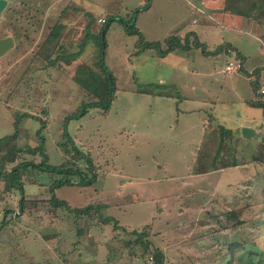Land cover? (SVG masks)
<instances>
[{
	"label": "rangeland",
	"instance_id": "obj_1",
	"mask_svg": "<svg viewBox=\"0 0 264 264\" xmlns=\"http://www.w3.org/2000/svg\"><path fill=\"white\" fill-rule=\"evenodd\" d=\"M7 1L0 38L11 36L14 46L0 56V139L14 133L17 120L20 153L6 169L40 163L41 154L27 150L39 144L47 164L59 165L67 144L82 157L72 163L70 153L66 164L95 178L82 184L77 173L55 187L56 198L68 203L59 208L49 203L58 175L21 169L23 195L4 190L0 180V264H140L148 253L127 242L143 228L167 255L163 264H228L233 250L232 264H264V114L247 104L254 95L248 73L261 68L264 84V23L229 14L223 0ZM132 19L134 29L126 26ZM54 24L64 30L53 54L80 51L57 68L38 55ZM192 30L209 51L233 44L243 69L225 71L236 63L233 50L205 55L189 47L161 57L140 48H165L167 38ZM100 41L113 100L107 110L96 105L78 115L90 95L72 75L78 62L95 64ZM249 118L257 131L245 138ZM218 147L231 150L237 165L196 173L201 149L212 167ZM232 210L238 221L230 220Z\"/></svg>",
	"mask_w": 264,
	"mask_h": 264
},
{
	"label": "trees",
	"instance_id": "obj_2",
	"mask_svg": "<svg viewBox=\"0 0 264 264\" xmlns=\"http://www.w3.org/2000/svg\"><path fill=\"white\" fill-rule=\"evenodd\" d=\"M224 8L228 11L229 14L234 15L235 17H241V18H247L253 21L254 24H262L264 23V0H223ZM147 6L145 9H148ZM224 9V10H225ZM134 18V17H133ZM134 19L130 20V23L128 22V25H126L128 28L133 27L134 29ZM105 23V21H104ZM53 25L49 28L48 34L43 42V44L38 49V55L41 56L42 59L47 61L48 65L59 67V64L66 60V62L74 61L77 59L79 52L76 51L73 53H65L62 51L60 54H53L54 51H57L58 41L61 35V32L64 30V25L60 24ZM108 23L105 24V26L100 30L99 36L101 37L102 30L106 31L108 28ZM61 29V30H60ZM60 30V32H59ZM133 32H136L139 36V32L136 30ZM193 35L194 39L192 42L189 41V36ZM182 35L180 34H174L167 38L165 40V48H162V44L160 42H141L140 48H152L153 50L157 51L158 54L163 57L168 52L174 51V50H185L189 47L198 48L201 50V52L205 55H212V54H218L219 52H222V50H226V52H229L230 50H233L235 52V57L240 62L241 67L239 70L243 69V62L244 57L236 51L234 47H232L230 44L225 43L226 45H220L216 48L214 51H209L206 49L205 44L200 42L197 39V36L195 32H189L186 33V35L182 38ZM142 37L139 36V40H141ZM104 42H99V48L97 51V60L95 61V64H85L84 62H78V66L75 69L74 74L72 75V79L76 81L80 85L81 88H83L85 91H88L89 99L87 102H83L81 106L78 109V115H83L86 113L87 108L91 106L99 105L104 110H107L113 100V77L111 73L103 66V56H104ZM60 61V62H59ZM98 65L99 73L95 71V66ZM260 76H261V68H255L250 74H248V77H250V83L252 84L254 95L253 98L249 101H247L248 104L262 108L264 112V94H260L258 91L263 86L260 82ZM95 97H98L99 99L95 100ZM33 118H36L35 116ZM37 119V118H36ZM15 131L11 135H7L0 139V180L4 182V190L9 191L13 189H19L20 193L23 195L24 189H23V181H21L20 177V171L21 169L26 170L28 166H38L42 170H46L49 173H52V175H58L59 177H56L51 180V184L49 186V203L53 205L55 208L59 207H68V203L64 200H60L56 198L54 194V188L62 186L64 184H71V175L73 174H79L81 175L80 182L82 184H86L89 182H92V179L95 178V175H93L91 178L86 179V176H82L83 171L79 167H73L68 166L66 163H70L69 160L66 159L68 154L71 156V161L74 163L76 160L80 159L82 157V153L75 147L72 146L71 148L67 147V144H62V162L59 165H49L47 164V157L45 153L42 151L41 144H39L36 147H28V151L32 154H36L39 152L42 156V160L40 163L35 165V163L31 161H21L17 165L13 166L11 169L7 170L6 165L10 163H14L16 161V158H18V154L20 153V149L16 145V139L18 138V131H17V120L14 122ZM41 127H44V122H41ZM221 134V137L224 138V130L219 131ZM38 133V132H37ZM231 135V134H230ZM87 165L88 167L93 168V164L91 163L90 159H87ZM19 204L20 210H23L25 199L21 200ZM92 209V206H86L84 208H80L79 214H88ZM78 210V208H76ZM234 210L230 213V220L233 221V219L237 220V217L234 216ZM82 215V214H81ZM109 220V219H107ZM231 221V225H232ZM238 221V220H237ZM5 220L2 221L1 225H3ZM0 225V226H1ZM134 238L132 241H128V245L133 244L135 247L142 250L143 254H147L148 256H152L157 264H163L164 256L162 252L158 248H151L150 241L148 240V231L147 228H143L141 231H131L130 232ZM238 242H235V248L238 246ZM136 248V249H137ZM231 259L228 261V264H232V256ZM142 263V262H141ZM140 263V264H141Z\"/></svg>",
	"mask_w": 264,
	"mask_h": 264
},
{
	"label": "crops",
	"instance_id": "obj_3",
	"mask_svg": "<svg viewBox=\"0 0 264 264\" xmlns=\"http://www.w3.org/2000/svg\"><path fill=\"white\" fill-rule=\"evenodd\" d=\"M98 21V20H97ZM189 31V30H188ZM192 32H195V31H193L192 30ZM196 33V32H195ZM197 34V33H196ZM198 36V35H197ZM226 43V42H225ZM227 44H230L232 47H234V48H236L233 44H231V43H227ZM237 51V50H236ZM239 52V51H238ZM244 63V62H243ZM243 65V64H242ZM254 70V69H253ZM252 70V71H253ZM251 71V72H252ZM232 72V71H231ZM250 72V73H251ZM250 73H248V74H250ZM249 80H250V78H249ZM253 98V95H252V97L250 98V100ZM248 104V103H247ZM250 105V104H249ZM252 106V105H251ZM259 108V107H258ZM261 109V112H262V115L264 114V112H263V110H262V108H260ZM210 126V122H206L205 123V129H207V128H210L209 127ZM251 127V128H253L254 130H255V132L257 131L256 130V126L255 125H253L252 124V121H251V119L249 118L248 119V123H245L244 124V127ZM232 136H233V138L235 137L236 138V134H235V136L232 134ZM232 136H231V138L230 139H228V140H231V142H232ZM243 136V135H242ZM251 137H253V135L251 136ZM251 137H249V138H251ZM264 136L262 135V138H263ZM221 139H223V138H221ZM224 139L223 140H221V142H220V146H221V144H222V142L224 143ZM262 142L264 143V141L262 140ZM209 145H210V149H212V147H213V143H212V140H210V142H209ZM230 149H231V147H229ZM223 150V151H222ZM201 151H203V149H201ZM201 151H200V157H198L197 156V158H198V160H197V158H196V160L197 161H199V164L201 165V170H199V172H196V173H198V174H205V173H209L212 169H215L216 171H226L229 167H231V166H235V165H237V163L236 162H234L233 160H232V158H234V154L232 155V153H230L231 152V150H229L228 152L225 150V149H220L219 147H218V151L217 152H215V155L213 156V161H212V167H209L208 165H209V162H208V160H209V155L208 154H202L201 155ZM262 157H263V160H264V156L262 155ZM253 160V159H252ZM259 161H262V160H259ZM217 163V164H216ZM225 199V198H224ZM203 220V219H202ZM203 223H205V221H203ZM150 247L151 248H156V247H153V246H151L150 245ZM159 249V248H158ZM160 250V249H159ZM161 252H162V250H160ZM162 254H163V252H162ZM163 256H164V260H165V256H167V255H164L163 254ZM217 257V256H216ZM164 262V261H163Z\"/></svg>",
	"mask_w": 264,
	"mask_h": 264
},
{
	"label": "water",
	"instance_id": "obj_4",
	"mask_svg": "<svg viewBox=\"0 0 264 264\" xmlns=\"http://www.w3.org/2000/svg\"><path fill=\"white\" fill-rule=\"evenodd\" d=\"M8 1L7 0H0V15L7 6ZM14 46V41L11 36H6L3 38H0V56L3 55L5 52H7L9 49H11ZM256 132L251 127H243L242 128V135L245 138H249L252 135H255ZM264 141V137L262 138Z\"/></svg>",
	"mask_w": 264,
	"mask_h": 264
},
{
	"label": "built area",
	"instance_id": "obj_5",
	"mask_svg": "<svg viewBox=\"0 0 264 264\" xmlns=\"http://www.w3.org/2000/svg\"><path fill=\"white\" fill-rule=\"evenodd\" d=\"M98 22H104L103 18L98 19ZM241 67V64L238 60H236V63L233 62H229L228 64H226L225 66V71L226 72H231L233 70H239ZM263 86L259 89V93L260 94H264V84H262ZM141 264H157L155 259L152 256H148L146 257Z\"/></svg>",
	"mask_w": 264,
	"mask_h": 264
}]
</instances>
